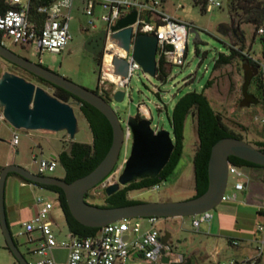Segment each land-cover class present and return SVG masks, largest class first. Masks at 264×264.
<instances>
[{
	"label": "rangeland",
	"instance_id": "374dc122",
	"mask_svg": "<svg viewBox=\"0 0 264 264\" xmlns=\"http://www.w3.org/2000/svg\"><path fill=\"white\" fill-rule=\"evenodd\" d=\"M219 1L222 7L205 12L201 6L195 4L194 0H164V10L172 17L191 25V29L196 28L199 37L196 41V34L190 33L188 55L184 66L171 67L166 80L147 75L142 70L137 71L130 84L132 88L130 94L122 102L109 101L116 110L124 128H126L130 116L139 115L141 119L144 118L143 115L139 114V105L143 104L152 117V127L170 131L174 138L170 120L176 104L190 92H203L207 83L213 79L214 85L205 92L215 111L222 116L223 122L230 130L242 136L245 141L252 145L256 142H264V125L256 120V116L264 115V102L257 90L255 77L249 85L248 92L255 96L259 103L249 106L242 105L245 99L246 67L250 73H255L256 68L249 63L247 58H242L236 59L231 65L222 66L215 70V61L221 53L229 54L231 47L239 50L243 45L241 43L236 45L235 34L233 33L226 37L221 35L219 33L221 24H233L235 29L239 27L244 32V53L264 59V42L261 40L259 32L256 34L253 25L242 24L240 26L238 18L232 17L228 0ZM80 6L81 4L77 1L73 11V19L70 22L73 40L61 54L46 52L39 55L31 46L22 47L10 42H7V46L18 55L33 62L41 63L45 67L57 69L75 83L92 91H97L101 71L99 57L84 48L78 47L89 36L96 35L99 31L84 30L87 28L90 30L89 19L83 14ZM78 7L80 10H77ZM99 27L101 29L103 25L99 24ZM1 59L7 63L8 71L24 77L28 81H33L31 77L24 75L21 70L15 69L8 61ZM35 84L54 95L55 91L51 87L39 83ZM0 110L2 111V109ZM75 111L80 131L73 140L65 131L52 133L19 130L20 143L18 146H13L11 140L15 128L7 121H0V169L6 167L7 163H11L38 174L39 160L42 158L48 159L53 154H58L62 149L69 148L72 141L92 143L91 129L78 105H75ZM132 145L133 141L127 147H123L114 174L90 192L88 200L93 205H108L106 189L103 188V185L107 183L110 186L118 181L124 170L125 162L130 156ZM198 145L196 122L191 116L186 123L184 155L174 173L161 183L159 190L151 188L132 191L129 198L140 202L161 203L193 198L196 194L193 161ZM34 155L37 156L36 161L33 158ZM47 176L63 178L65 169L60 165L54 173H49ZM22 181L18 176H10L7 180L5 199L7 215H9L8 221L12 235L22 253L30 264H37L43 257L31 253L29 249H32L33 246L25 244L26 240L19 238L18 235L22 231L23 223L33 216V211L37 208V198L42 196L57 203L58 194L39 186H29V184L24 186ZM234 183L235 180L230 178L228 195L234 193L232 191ZM224 203L222 202L213 210L212 214L214 215ZM54 216L66 234L68 232L67 223L64 212L58 203L54 210ZM207 225V222L204 223L200 232H197L192 225V217L165 219L160 223L162 229L172 234L175 255H182L185 258H190L194 251L206 245L202 235ZM6 246V239L0 224V264H18ZM208 246V251H211L212 245L209 244ZM196 258H201V253Z\"/></svg>",
	"mask_w": 264,
	"mask_h": 264
},
{
	"label": "built area",
	"instance_id": "2783aa9c",
	"mask_svg": "<svg viewBox=\"0 0 264 264\" xmlns=\"http://www.w3.org/2000/svg\"><path fill=\"white\" fill-rule=\"evenodd\" d=\"M77 1L81 4L83 14L89 19L90 30L88 28L84 30L99 31L106 36L104 51L98 56L101 68L98 87L100 96L114 100V95L118 91H124L125 97L132 91L130 87L132 78L137 71H144L134 55L139 34L157 36L158 67L160 62L168 68L184 66L188 55L191 25L168 14L163 7L164 0H0V43L6 47L7 42L22 47L31 46L39 55L46 52L61 54L73 40L70 22ZM80 7L77 10H80ZM217 7H222L219 0H208L207 11ZM133 11L138 13V17L132 26L130 49L126 50L113 38L115 33L113 27ZM99 24L103 25L101 29ZM258 32L264 37V28ZM244 54L248 61L258 66V73L264 86V59L249 53ZM116 58L129 63L127 76L116 73L114 64ZM262 100L264 102V89ZM139 114L152 122V117L143 104L139 105ZM256 120L264 125V115L256 116ZM0 121H6L3 111H0ZM154 130L157 133L160 129L157 127ZM124 132L123 147H127L133 141V132L128 122ZM11 143L13 146L19 145V130L15 129L13 132ZM33 158L37 160L36 155ZM59 166L58 156L42 158L39 160L38 174L47 176L54 173ZM230 178L235 180L232 195H228ZM246 178L244 167L230 164L229 181L222 202L235 201L236 192L245 188ZM108 185L105 183L103 188L106 189ZM160 188L161 184H158L152 189ZM57 203L61 208L59 201ZM57 203L42 196L38 197L37 214L23 223L22 231L18 235L19 238L26 240L25 244L33 246L29 249L31 253L43 257L37 264H185L184 256H176L174 253L172 236L168 243L162 241L167 230L162 229L160 223L165 218L125 219L99 228L96 236L83 239L73 235L69 230L66 234L59 228L56 230L59 227L54 216ZM212 219V211L192 216V225L200 232L202 225ZM259 231L264 234V226L259 227ZM233 243L239 244L237 241ZM55 250L68 251L67 261H57L52 255ZM164 256L169 259L168 263L164 262ZM263 256L262 237L256 241L252 256L219 264H260Z\"/></svg>",
	"mask_w": 264,
	"mask_h": 264
},
{
	"label": "water",
	"instance_id": "95a60500",
	"mask_svg": "<svg viewBox=\"0 0 264 264\" xmlns=\"http://www.w3.org/2000/svg\"><path fill=\"white\" fill-rule=\"evenodd\" d=\"M138 13L121 19L113 27V38L123 48L130 49L133 36V25ZM190 33H198L196 28ZM219 33L228 36L237 34L233 24H221ZM105 35V33H103ZM90 38L87 43L94 46ZM158 38L155 35L139 34L136 39L135 59L141 64L146 74L157 77ZM88 51L98 55L94 49ZM0 57L48 82L62 88L78 99L89 103L98 109L109 120L113 129V144L104 160L89 174L73 182L54 176H42L17 165L10 164L0 173V224L6 239L7 247L18 264H30L20 250L12 235L6 209V184L10 174H17L22 178L43 186L61 188L66 196L70 211L74 218L82 225L90 228H103L109 224L132 218L159 217L165 219L192 217L215 210L221 203L229 181L230 158L237 157L250 163L264 167V151L251 143L236 137H226L218 141L212 148L209 162V188L201 196L176 202H139L128 206L100 207L87 202L86 195L110 178L120 161L124 146L125 132L122 122L111 104L96 91L83 87L69 78L52 71L30 59L20 56L10 48L0 43ZM116 73L127 76L129 63L121 58L115 59ZM258 74L250 73L246 67L244 101L242 105L258 104L259 100L248 92L252 79ZM125 99V92L118 91L114 95L116 102ZM78 106L80 103L77 104ZM0 109L6 121L17 130L67 132L73 140L79 133V121L75 105L66 103L50 94L44 88L28 81L26 78L7 71L0 79ZM128 125L133 132V145L129 158L125 162L122 174L116 183L106 188L107 195L117 193L122 187L129 185L136 179L147 176H158L167 166L175 149L174 138L170 131L152 128L148 119H139L137 116L128 118ZM172 234L166 232L162 241L169 242ZM163 254L165 251H162ZM164 262L169 259L164 256Z\"/></svg>",
	"mask_w": 264,
	"mask_h": 264
},
{
	"label": "trees",
	"instance_id": "16d2710c",
	"mask_svg": "<svg viewBox=\"0 0 264 264\" xmlns=\"http://www.w3.org/2000/svg\"><path fill=\"white\" fill-rule=\"evenodd\" d=\"M194 2L196 5L201 6L203 11L207 12L206 5L208 0H194ZM228 5L232 17L236 16L238 18L240 26L242 24H251L255 27L256 34H258L259 29L264 28V0H228ZM236 30L237 34L234 36L236 45L238 46L240 43L243 45L239 50L231 47L229 54L221 53L215 61V70L222 66L231 65L236 59L246 58L245 54L243 53L245 52V34L239 27ZM261 40L264 42L263 36H261ZM249 63L258 70V66L255 63H252L251 61H249ZM169 71L170 68L166 67L160 62L157 77L161 80H166L169 76ZM31 75L37 78L39 82L52 87L55 91L54 96L63 102L72 103L73 100H77L81 104L80 109L84 118L89 124L93 135V141L92 143H80L72 141L69 148L63 149L59 153L58 159L60 165H62L65 169L64 179L67 182H73L83 176H86L104 160L112 147L113 129L109 120L98 109L89 103L78 99L70 92L59 88L32 73ZM254 80L260 96L263 97L264 86L259 73L255 76ZM213 85L214 81L211 79L207 83L203 92H190L183 96L176 104L170 120L174 134L175 149L167 166L161 171V173L155 177L147 176L145 178L136 179L128 186L121 188L117 193L111 196L107 195L105 190L106 201L108 202V205L100 207L128 206L139 203L140 201L129 198L130 192L151 189L155 185L166 181L174 173L183 158L185 150L186 123L188 118L191 116L196 122L199 139V145L193 161L196 189V194L194 197L201 196L208 190L209 162L213 146L218 141L226 137H236L244 140L242 136L237 135L229 129V127L223 122L222 116L218 114L213 108L205 92ZM96 93H98V90ZM105 99L108 102L110 101L108 97ZM137 117L141 119L139 115ZM253 145L264 151L263 141L256 142ZM230 161L231 164L239 167H256L264 169L263 166L250 163L237 157H231ZM10 176H18L26 183L33 184L41 188H46L57 193L58 201L64 212L68 230L73 235L86 239L94 237L98 234L100 229L86 227L74 218L70 211L65 193L61 188L38 185L22 178L17 174H10ZM90 192L86 195V200L88 203L92 204L88 200ZM6 249L9 250L7 246Z\"/></svg>",
	"mask_w": 264,
	"mask_h": 264
},
{
	"label": "crops",
	"instance_id": "0c3cea01",
	"mask_svg": "<svg viewBox=\"0 0 264 264\" xmlns=\"http://www.w3.org/2000/svg\"><path fill=\"white\" fill-rule=\"evenodd\" d=\"M1 58L0 79L8 71L7 63ZM59 153H55L51 157L58 156ZM244 168L247 175V178L244 179L245 188L236 192L237 199L235 201H227L217 209L213 219L207 222L208 225L203 231L202 238L206 245L194 251L190 258L184 257L185 264H219L223 261L247 258L254 254L256 241L259 238H264V234L259 231V227L264 226V169ZM22 182L24 186L29 184ZM32 185L29 184V186ZM232 191L234 192V190ZM36 214L37 208L32 215ZM57 224L59 227L56 226V230L58 231L59 228L61 232H64L59 221ZM235 241L239 244L235 245L233 243ZM209 244L212 245L211 251H208ZM200 253L201 258H196ZM52 255L57 261L65 262L68 258V251L55 250ZM260 264H264V256Z\"/></svg>",
	"mask_w": 264,
	"mask_h": 264
},
{
	"label": "flooded vegetation",
	"instance_id": "af4514ba",
	"mask_svg": "<svg viewBox=\"0 0 264 264\" xmlns=\"http://www.w3.org/2000/svg\"><path fill=\"white\" fill-rule=\"evenodd\" d=\"M90 38H94V39H92V43H93V45L94 46H90L91 44H88L87 43V41L90 39ZM105 38H106V36L103 34V33H98V34H96V35H91V36H89L88 38H87V40L85 41V42H83L81 45H79V47L78 48H84V49H88V48H91V49H94L95 50V52H97L98 53V55H96L97 57L98 56H100L102 53H103V51H104V46H105ZM73 50H75V49H73ZM32 61V60H31ZM35 63H38V62H35ZM11 65H13V67L15 68V69H17V70H21L22 72H23V74L24 75H27V76H29V77H31L32 79H33V83H39V84H42V85H44V86H47V85H45V84H43V83H41V82H39V80L37 79V78H35L34 76H32L31 75V73L30 72H28V71H26V70H24V69H22V68H20V67H18V66H16V65H14V64H12V63H10ZM38 64H40V65H42L41 63H38ZM44 66V65H43ZM45 67V66H44ZM48 68V67H47ZM49 69H51V68H49ZM52 71H54V72H57L58 74H60V75H63V74H61L60 73V71L59 70H57V69H51ZM64 76V75H63ZM48 87H50V86H48ZM52 88V87H51ZM53 89V88H52ZM79 102L77 101V100H73L72 101V104H74V105H77ZM116 183V182H115ZM128 186V185H127ZM126 187V186H125ZM122 188H124V187H122Z\"/></svg>",
	"mask_w": 264,
	"mask_h": 264
}]
</instances>
